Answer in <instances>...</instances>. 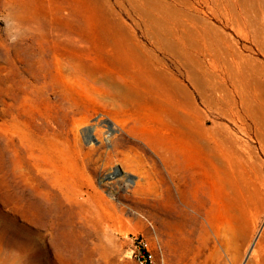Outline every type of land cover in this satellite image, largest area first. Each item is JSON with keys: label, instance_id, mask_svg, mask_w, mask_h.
Masks as SVG:
<instances>
[{"label": "rangeland", "instance_id": "rangeland-1", "mask_svg": "<svg viewBox=\"0 0 264 264\" xmlns=\"http://www.w3.org/2000/svg\"><path fill=\"white\" fill-rule=\"evenodd\" d=\"M243 65L238 118L225 87ZM174 114L239 143L236 240L231 193L209 183L206 229L162 235ZM250 263L264 264V0H0V264Z\"/></svg>", "mask_w": 264, "mask_h": 264}, {"label": "bare ground", "instance_id": "bare-ground-1", "mask_svg": "<svg viewBox=\"0 0 264 264\" xmlns=\"http://www.w3.org/2000/svg\"><path fill=\"white\" fill-rule=\"evenodd\" d=\"M148 20L149 22H153L151 17H148ZM205 51L207 50H202L200 53L204 54ZM209 56L210 60L213 62L220 59L218 55L211 52ZM247 67L248 66L243 65L239 70L231 66V87H225L231 100L230 105L231 108H233V113L238 118H241L240 110L243 107L248 109L251 100L249 91L250 73ZM139 75L140 74H136L134 76L138 79ZM141 79L146 84L150 83L143 77H141ZM135 84H138V80L135 81ZM157 85L160 86V84ZM114 87L116 92L126 99V101L127 97L131 96L127 94V90L131 88L129 84L119 86L118 83H114ZM151 89L154 90V88ZM158 89L163 92L169 90L170 87L164 84L161 88L158 87ZM169 103H171V101ZM172 106L175 105L172 104L169 106V112L171 113H173ZM174 115L177 117L176 120L178 121L177 125L179 130L184 133V144L181 146L183 153L179 152L175 154V164L164 167L160 171L159 186L158 189H155L158 192L159 204L161 205L163 217V219H161L162 235L173 237L175 233L178 232L183 233L184 231H192L198 225L206 229L203 219H206V208L210 203V197L206 189L209 183L213 185V187L217 186L221 192L223 189L231 193L230 196H225L228 209L226 214L234 226L233 238L236 240L242 236L245 226L240 206V196L243 195V182L238 162L234 159V154L232 153L235 151L233 147H237L239 143L232 138L228 129H226L224 133L219 134L215 132L212 127H206L205 124H197L188 117ZM190 147L195 151L191 152ZM187 151L190 153H186ZM165 159L169 161L171 157L166 154ZM196 165H198V167L210 166L211 171H208L207 174L197 173L194 170ZM185 243L187 244L186 241ZM67 244L68 243H66V246ZM62 247L64 246L62 245ZM89 252L91 253V251Z\"/></svg>", "mask_w": 264, "mask_h": 264}]
</instances>
